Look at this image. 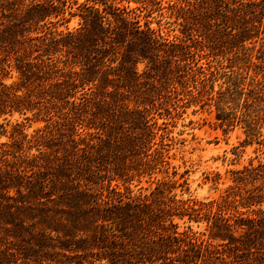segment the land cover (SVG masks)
Returning a JSON list of instances; mask_svg holds the SVG:
<instances>
[{
  "label": "trees",
  "instance_id": "16d2710c",
  "mask_svg": "<svg viewBox=\"0 0 264 264\" xmlns=\"http://www.w3.org/2000/svg\"><path fill=\"white\" fill-rule=\"evenodd\" d=\"M191 107L264 145V0H0V264H264V162L175 193Z\"/></svg>",
  "mask_w": 264,
  "mask_h": 264
},
{
  "label": "rangeland",
  "instance_id": "374dc122",
  "mask_svg": "<svg viewBox=\"0 0 264 264\" xmlns=\"http://www.w3.org/2000/svg\"><path fill=\"white\" fill-rule=\"evenodd\" d=\"M76 19H72L69 26L76 25ZM152 26L156 27L153 23ZM142 66L139 67L141 69ZM193 107L175 120H169V138L166 142L169 146L168 162L170 167L168 175L171 176L173 168L177 171L176 179L183 176L187 183V191L175 190L178 197L206 200L217 197L228 185L225 178L229 170L240 169L251 160L264 162V145L255 142L246 144L245 135L239 127L231 131L223 132L216 126L213 115L207 111L193 112ZM162 120L159 119V125ZM38 124H33V128ZM10 128L7 127V131ZM264 139V137H263ZM5 135L0 134V143L5 141ZM215 173L222 176V180L214 186L209 180ZM158 174L153 180L143 179L141 183H133L129 187L134 193L142 188L143 193L154 187L156 179L162 178ZM181 224V223H180ZM182 227V224H181ZM193 229L198 230L196 226Z\"/></svg>",
  "mask_w": 264,
  "mask_h": 264
}]
</instances>
